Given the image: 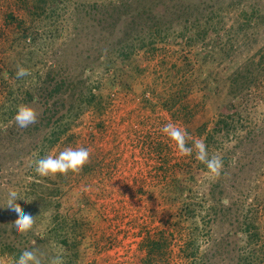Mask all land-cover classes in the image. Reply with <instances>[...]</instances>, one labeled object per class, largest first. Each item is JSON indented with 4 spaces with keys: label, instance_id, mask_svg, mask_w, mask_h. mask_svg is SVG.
<instances>
[{
    "label": "rangeland",
    "instance_id": "374dc122",
    "mask_svg": "<svg viewBox=\"0 0 264 264\" xmlns=\"http://www.w3.org/2000/svg\"><path fill=\"white\" fill-rule=\"evenodd\" d=\"M164 1L168 10L175 3L189 6L192 16L185 18L191 20L205 22L213 13L217 30L194 42L177 38L158 42L154 51L139 50L116 79L94 66L86 81L101 105L84 106L76 116L72 92L45 97L40 90L51 70L52 76L60 72L70 80V71L75 77L91 64V46L74 35V23L88 14L105 18L114 5L127 2L132 6L124 10L125 18L152 0H65L44 21L29 14L23 0H0V257L8 264L16 258L10 246L45 258L62 254L65 264H190L191 243L189 251L197 248L196 257L206 253L208 264H237L239 246L246 249L242 253L255 249L264 258V70L238 98L228 96L233 70L261 58L264 0ZM32 23L36 39L30 32L24 40L20 32ZM73 38H79L78 51ZM91 51L95 58L98 52ZM18 65L31 75L16 78ZM184 89L188 94L182 97ZM176 91L177 103L169 109L165 99ZM36 96L42 97L38 103ZM14 101L35 108L37 122L18 127V108L9 110ZM51 109L56 116L48 126L44 117ZM221 119L227 125L215 132ZM62 120L69 121V130L46 149L45 140ZM169 122L206 145L213 130L215 142L207 148L223 160L219 178L195 151L179 154L162 132ZM68 146L91 152L81 174L53 179L34 171L36 160ZM10 189L19 192L17 203L35 219L27 236L16 230L17 213L6 208ZM245 220L258 227L259 238L251 245L242 232ZM155 236L165 237L168 245L150 256L146 242Z\"/></svg>",
    "mask_w": 264,
    "mask_h": 264
},
{
    "label": "trees",
    "instance_id": "16d2710c",
    "mask_svg": "<svg viewBox=\"0 0 264 264\" xmlns=\"http://www.w3.org/2000/svg\"><path fill=\"white\" fill-rule=\"evenodd\" d=\"M23 1L25 4V10L30 12L29 14L36 19L41 17L40 19L44 21L47 18L50 19V15H48L50 11H52V14H54V12L58 13L59 10L62 9L60 5L65 0H34V4L28 0ZM131 6L132 4L127 2L119 3L118 5L113 6V9L111 10L112 13L109 16L105 15V18L97 19L92 16V14H88V16H85L84 18L79 19L78 21L76 20L74 23V29H76L74 35H82L87 39L88 45L91 46L90 49L87 47L89 52L88 60L91 64L83 69L82 73L77 74L75 77L70 71V80L59 77L62 76L60 75V72L59 74L55 73L52 76L53 70H51L48 72L50 74L43 80L41 85V96L43 93L45 94V97H53L58 92L59 94L63 91L72 92L70 94L74 103L72 111H77L78 114L76 116H79V113L83 110L84 106L89 107L93 104L97 106L101 105V102H97L99 95L94 93V88L86 81V79H90L92 73L94 72V66L104 67L103 70L116 79L119 72L126 70L128 65L129 67L132 65V58L139 50L154 51L157 48L156 46L158 42H173L177 38L186 40L188 43L194 42L197 39L204 38L209 34L210 29H213V27L215 28L213 25V13L207 17L205 22L198 19L191 20L188 17L185 18L187 13L192 16V14L188 11L190 7H181L178 3L172 5V7L168 10L164 0H152L151 5H145L144 2L136 7V11L127 14L124 18V10L131 8ZM101 7H103V4ZM88 9L89 8L86 9V13L91 12V9ZM104 14L105 13H102L101 15ZM158 17H161L162 20L158 21ZM247 22L242 23V28L246 26ZM32 29L33 31H31ZM215 30H217V27ZM30 32H35L34 23L28 27L22 28L20 36L23 37L24 40H27L28 37L31 36ZM36 34L37 33L35 32V34L32 35L34 40L36 39ZM100 34H103V36L98 38V35ZM110 34L112 36L109 39L108 35ZM78 40L79 38H73L72 42V47L77 51L80 50V43ZM93 45L94 47H92ZM91 50L98 52V54L95 55V58L93 57V51ZM260 51H262L260 60L255 61L250 58L248 61L249 63H245L241 67L233 70L230 76L231 82L229 83L228 91V96H230L231 99L238 98L249 87H251L259 78V75L256 73L264 70V68L261 67L264 63V48ZM96 63L98 65H95ZM49 83L52 85H49ZM96 86L99 87V85ZM186 94H188V91L184 89L182 97ZM176 95L177 91L176 94L174 93L172 96L165 99L164 105L167 108L171 109V107L177 103L176 100L178 99L175 100ZM34 98L33 102L38 103L42 97L36 96L37 99ZM13 107L18 108L16 101H14L9 110H12ZM51 111L53 112L52 114L44 117L48 126L51 125L53 118L56 116V111L52 109ZM185 116L188 118V114ZM224 122H227L226 119L218 120L213 130L217 132L220 124ZM60 123L61 125L56 127L57 129L52 131L50 136L45 140L46 142L43 145L46 149L55 144L61 134H64L69 130L70 123L68 120H62ZM224 124L227 125V123ZM213 130L211 129L205 136L207 147L211 143L212 139V143L215 142ZM41 153H43V150H41ZM187 207L188 204L182 207L181 217L185 216ZM189 212L191 211L189 210ZM244 222L242 223L245 224V226L242 227V232L247 234V244L251 245L259 238L258 227L254 225L253 221L248 222V220H245ZM230 234L231 233H227V237H230ZM64 242H67V239H64ZM146 243L148 254L150 256H153L156 250H158L160 246H163V244L166 243V246L168 245V241L165 237L158 238L157 236L148 239ZM190 246H192V243L187 246V256L192 258L190 264H208V255L203 253L200 257H196V251L198 249L195 248L196 251L194 249L190 252ZM260 246L261 250L262 248L264 250V243ZM8 250L10 251L9 253H12L16 258H18L22 253L21 250L16 249L14 246H10ZM243 250H246L245 247L239 246L237 249V264H263L264 258L259 257V255L257 256L255 249H252L249 254L242 253ZM257 259L260 262H258Z\"/></svg>",
    "mask_w": 264,
    "mask_h": 264
},
{
    "label": "clouds",
    "instance_id": "9594fccd",
    "mask_svg": "<svg viewBox=\"0 0 264 264\" xmlns=\"http://www.w3.org/2000/svg\"><path fill=\"white\" fill-rule=\"evenodd\" d=\"M31 75L29 69L18 65L16 78H23ZM38 119V113L35 108L29 105H20L17 109L14 120L18 127L27 128L35 124ZM162 132L174 142L176 149L182 156H191L195 151L198 161L203 163L212 177L219 178L224 168V163L219 155H210L207 145L203 140L193 138L187 131L173 122L166 123ZM192 146L189 147V142ZM91 152L85 147L73 148L68 146L59 152L58 155L48 154L34 162V171L45 178H56L58 175L67 177L69 173L79 175L84 167L90 163ZM19 192L10 189L8 192L7 207L17 213V219L14 224L19 234L27 236L34 229L35 219L27 213H24L21 205L17 203L21 200ZM0 264H8L4 257H0ZM13 264H65L62 254H56L45 258L42 253L36 250H24L18 258H15Z\"/></svg>",
    "mask_w": 264,
    "mask_h": 264
}]
</instances>
